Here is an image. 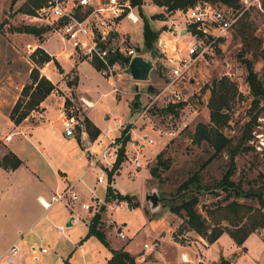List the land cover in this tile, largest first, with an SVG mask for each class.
<instances>
[{"label":"rangeland","instance_id":"obj_1","mask_svg":"<svg viewBox=\"0 0 264 264\" xmlns=\"http://www.w3.org/2000/svg\"><path fill=\"white\" fill-rule=\"evenodd\" d=\"M26 1L17 0L15 5L11 6V0H0V101L3 99L5 101L0 109V211L2 214L0 215V222H5L6 227L16 222V218L20 215L25 205H30L29 200L31 198L27 197L30 195L28 190L24 198L18 197L15 192L20 187L22 189L28 188L31 190L30 192L34 188L32 185L29 188L26 181L18 179L17 173L12 174L15 172L14 170H6L2 167V159L11 153L10 147L6 145L8 142L5 141L7 135L4 138L2 135L13 130V128L9 127L5 110L6 105L8 103L11 104L16 99V102L19 99L22 101L20 111L24 110L36 86L32 77L30 79L34 72L37 76V82L41 79L49 81L54 87L52 92L55 90L58 95L64 96V107L73 106L78 109L79 115L81 113V116H78L80 123L83 124L85 118L96 123V128L100 134L97 141L98 145L93 149L94 152L92 151L95 154H100L106 146L117 152L121 142L118 143L116 140L119 137H122V140L126 137L127 134L124 135L122 132L127 127L128 119L129 122H136L134 125H128L131 127L129 129V140L125 144L123 160L112 176V180L110 182L108 180L107 173L111 169L109 168V170L105 171L104 182L96 184L99 172L98 170H91L85 173L75 190L80 195V201L77 206L82 202H90L92 197L101 198L109 185L118 192H113V195L129 197L126 202L111 198L101 201L96 199L86 203L92 207L88 213L89 218L101 213L100 227L107 238H109L108 244L113 249L127 244L126 250L134 255L144 256L146 261H151L154 260V249L159 246L157 239L168 236L167 238L179 242L187 241L188 237L187 239L178 237L181 235L188 236V233L191 232L184 227L179 217L169 214L168 216L172 218L163 221L165 223L168 222V226L174 228V231L170 232V234L164 230V227L154 228V224L163 215L169 213L168 203L177 201V189L189 177L195 173L199 174L202 184L205 187L212 188L221 180L227 169L228 156L225 153L217 156L205 168L201 169L202 165L211 157L213 150L206 143L196 145L191 141V136L196 126L209 123L207 102L210 96V83L215 78L229 77L237 86L240 95L229 112L230 120L223 132L236 141L246 129L251 130L248 136L250 141L247 144L250 149L248 152L241 153L236 157V171L232 180L235 183L240 182L244 189L255 187L262 183L264 178V111L260 109L261 105L255 110L251 108L252 98L246 84V70L240 59V54H242L243 50L240 32L251 35L249 46H252L253 49L257 41L261 42V46L257 47V50H252V54L251 52L246 54L245 58L253 60L254 70L264 80V0H262L263 12L254 9L245 12L224 37L216 40L211 53L205 55L203 59L192 67L189 76L192 85H189L184 90L188 101L184 106L172 112L169 110L165 112L166 109L159 111V103L163 102H155L148 110H146V107L151 105L150 97H155L165 81H167L170 70V65L165 58V55L167 57H170V55L165 53V45L164 43L160 44V41L164 39L168 43L173 42L177 38L181 42L180 51H183V44L186 42L183 39L186 36L184 27L182 28L184 32L180 33L179 36L177 34L173 36L169 34L165 37L161 34L163 30L167 32V27L171 22L179 25V29L184 26L180 13L166 14L167 18H165V21L168 23L164 24V21L153 19V16L164 13L166 9L156 7L149 0H145L143 14L152 28L161 32L158 41L154 44L155 48L151 52H147L142 48L143 38L139 32V29L143 26L142 20L137 25H132L126 21L122 22L119 32L120 34H125L124 37H126V40H124L125 38L121 39L123 40V45L132 47L139 51L138 53L149 57L154 67L148 82H134L128 76H123L122 70L118 68L114 82L115 87L121 93L115 95V93L111 92L112 87L106 80L96 73L90 63L82 59L76 58L73 61L74 68H68V70H65V66H62L64 64L61 65L54 58L57 65L52 61L43 65L32 62L31 54L39 48L40 44V49L45 51V53L48 51L54 55L62 49L69 50L70 48L47 31L40 37L15 32V28L27 25L24 16L31 14L19 12V9ZM210 4L219 10H226L227 8V6L219 2ZM240 7L239 3H237V7L232 8L233 12L239 11ZM36 45L38 46L35 50L29 52ZM170 48L173 53L177 54L175 43ZM253 55L256 56L254 57ZM39 57L40 55H37L36 59H39ZM80 62L82 63L78 67L79 92L83 97L77 92L78 77L75 70ZM61 70L63 72L59 73ZM23 90L25 91L23 92ZM82 99L88 102L91 101L94 106L83 111L84 102ZM135 102L138 103V106L135 109H131V105ZM40 113L39 107H34L20 123L22 124L21 128L12 131L8 135H13V138L16 137L18 141L28 142L26 133L32 132L35 125L38 124V120L40 121V119L44 118L39 117ZM256 113L259 115L257 121L255 123L251 122L246 127L250 117ZM118 120L122 122V126L117 132L112 131L117 130L115 125ZM145 127H148V129L142 131ZM107 131H112V133L107 134ZM76 133L78 134L80 149L83 150L84 147L79 139V129H77ZM135 134L146 135L152 141V145L145 142L147 145L140 149V143L138 142L135 145L132 141ZM111 138L112 140H110ZM89 140L91 143L94 141L90 137ZM111 141L113 143L110 144ZM29 147L32 146L30 145ZM137 149H139V154L137 155L138 163L142 165V169H137L129 163V161L133 160ZM160 152H162L161 161L164 162L167 168L160 170L158 177L151 176L150 179L148 171L144 170L143 165L148 163V170L155 168L157 166L156 157ZM109 159L110 155L101 162V165L105 167L104 163ZM115 161L112 162V165ZM46 171L50 173L49 169H46ZM83 171V168L79 169L78 175ZM77 176L74 178L76 179ZM66 179L63 178L66 183L65 186H67ZM151 193H156L159 198L166 200L161 202L159 207H151L146 201L147 194ZM223 197L224 194H220L216 198L211 193L199 196L198 210L204 214L202 212L204 206L215 203ZM240 201L248 202L245 200ZM108 203L113 205V209L121 203L123 210L115 212L108 208ZM129 204L134 207L131 211L128 210ZM58 207L61 206L59 205ZM66 213H68V210ZM85 229L86 226L80 224L74 231L84 238L86 237ZM119 231H122L126 236V240L123 242L115 237ZM253 240L246 246L248 247V261L255 264H264V258H261L262 255L259 256L258 248L256 244L253 245ZM225 243L227 244V242H221L224 246ZM6 244V242H2L0 248H4ZM143 244L149 245L152 250H143ZM83 246L85 247V254L82 256L76 253L72 257L73 264H104L106 258L109 257L106 247L95 237L86 238L83 241ZM156 264L161 263L158 261Z\"/></svg>","mask_w":264,"mask_h":264},{"label":"trees","instance_id":"obj_2","mask_svg":"<svg viewBox=\"0 0 264 264\" xmlns=\"http://www.w3.org/2000/svg\"><path fill=\"white\" fill-rule=\"evenodd\" d=\"M130 4L137 9L138 15L143 22L142 26V38L143 46L147 52L154 50V44L159 39L160 31L152 28L151 24L148 22L143 14V6L145 0H129ZM152 5L156 7L165 8L166 11L161 14L153 16V19L159 21H165L166 14H172L177 11L185 12L189 8L196 5L198 2H208L214 3L219 2L229 8L237 7L239 0H149ZM17 0H11V6L15 5ZM42 0H27L26 3L19 9L22 13H32L33 9L40 5ZM33 8V9H32ZM17 33L30 34L35 37H40L45 29L36 28L32 26L17 27L14 29ZM243 50L240 54V59L246 70V84L249 88V93L252 98L251 108L255 110L259 108L264 111V80L258 76V73L254 70V63L251 59H246L245 55L252 50H257L261 46V42L257 41L255 48L249 46L251 35L247 33H241ZM254 40V39H253ZM258 47V48H257ZM140 50V49H138ZM139 52V51H138ZM40 55L39 59L36 56ZM254 57L256 55H253ZM31 60L34 64H46L50 61H56L45 53L40 48H37L31 54ZM119 61L121 64H127L129 61L119 55H113L111 62ZM92 66L99 71L100 65L96 61L92 63ZM36 84L33 93L30 96V100L26 103L24 110L20 111L22 101L19 99L13 106L9 119L14 125L20 124L33 110L34 107H38L45 98L54 89L53 85L45 80L41 79L37 82V76H30V79ZM25 90H23L24 92ZM210 96L207 102V108L209 110V123L208 124H198L191 136V141L199 145L201 143H206L212 150L213 153L211 157L202 165L201 169L205 168L214 158L225 153L228 156L227 169L224 172L221 180L212 188L205 187L199 174H194L184 181L177 189V201L169 202V211L175 214L177 217L181 218L182 223L186 229L200 236L209 244L216 242L220 236L226 233L236 244L237 247H242L247 238L257 232L264 229V178L262 183L256 185L255 187H250L244 189L242 184L235 183L232 180L235 174V159L236 157L244 152H248L250 147L247 145L250 141L251 130L246 129L242 136L236 141L228 137L223 129L227 126L230 115L229 112L234 106L237 97H239L238 88L233 83L229 77L222 76L220 78H215L211 81ZM138 103L135 102L131 105V109H135ZM183 105L169 106L166 111H175L177 108H181ZM161 112V109H159ZM259 115L250 117L246 127L249 126L251 122L255 123ZM83 125L88 136L95 140L99 136L98 129L89 121L87 118L84 119ZM131 127L127 126L122 133L126 137L122 140L119 137L116 141L120 143L119 148L116 152V161L114 162L112 168L108 171V180H112V176L118 170L120 163L124 157L125 144L129 140L128 131ZM115 141V142H116ZM162 152H160L156 157L157 166L150 169V175L152 177H158V172L160 170H165L167 166L161 161ZM21 165V161L12 153H9L2 159V167L6 170H16ZM213 194L216 198L220 194H224V197L211 203L208 206L202 208V214L198 210L199 196L203 194ZM111 198L120 199L121 201H128L129 197H122L121 195H113L112 187L109 185L106 191V200ZM240 200L248 201L241 202ZM132 207L131 204H129ZM103 211V208H102ZM101 213H97L91 219V223L88 227V232L86 238L95 237L101 244L106 247L110 253L111 257L107 260L106 264H138L134 256L129 252L120 248L118 250H112L106 240L104 231L101 229L100 225ZM98 225V227H97ZM218 264H231L226 259H221Z\"/></svg>","mask_w":264,"mask_h":264},{"label":"crops","instance_id":"obj_3","mask_svg":"<svg viewBox=\"0 0 264 264\" xmlns=\"http://www.w3.org/2000/svg\"><path fill=\"white\" fill-rule=\"evenodd\" d=\"M179 12L180 11H177L176 13ZM167 23H168L167 21H164V24ZM139 32L140 34L142 33V27L139 29ZM161 34H163L165 37L169 35L167 32H165V30H163ZM183 39L186 40V36ZM162 43H164L165 45L164 50L166 49L165 53L167 54L169 51L171 53L173 52L170 46L174 45V43L176 48H179L181 46V42L177 40V38H175L173 42H168V43H166V41L162 39L160 41V44ZM40 45L39 48H41ZM37 46L38 45L32 47V49L29 52H33ZM44 50L46 49L44 48ZM47 53L50 55L51 58H54L57 62H60L61 65L64 64L62 66H65V70H68V68L70 69L74 68V64H73L74 59L68 57V55L71 53V50H67V49H64V51L60 50L55 55L51 54L48 51ZM82 62H80L78 66L75 68L76 76L78 77L77 92H79L80 89L78 67ZM92 68L96 71L97 74H99L102 77V75L94 67ZM122 75L125 76L124 74ZM102 78L106 80V82L110 85V87H112L111 90L112 93H115V95H117V93H121V91L115 87L114 79L107 80L104 77ZM114 88H116L117 91H114L113 90ZM53 92L49 94L45 98V100L38 106L42 113V114L40 113L39 117L40 118L44 117V118L40 119V121L38 120V124L35 125L34 130L32 132L29 131L26 133L28 137L27 138L28 142L18 141L16 137L14 138L12 137L10 141H6L8 142L6 145L10 147L11 153H13L21 161V165L16 170H14L15 172L12 174L17 173L16 176L18 179L26 181L28 183V187L31 188L30 185H32L34 189H32V192H30L31 190H29L28 188L22 189L20 187L18 188L17 192H15L18 197L21 196V198H24L26 197L25 196L26 191L28 190L29 192L28 194L30 195L27 197L31 198V200H29L30 205L27 206L25 205L24 209L20 212V215L16 218V222L14 224L6 227L5 222L3 223L0 222V244L2 242L7 243L4 246V248H0V255L3 254L5 251H7V249L18 239L22 240L25 247L43 246L48 249V252L42 255L38 261L32 260L24 251L20 255L14 257L11 264H73L74 261L72 257L76 253L82 256L83 254H85V247L83 246V241L85 240L84 239L85 237L83 238L82 235H78L74 231L80 224L83 225V223H80L76 227H72L70 225V212L66 207H64L63 204H57L54 207H52L49 211L45 212L42 209V207L39 205L38 199L40 198L49 201L57 190L60 191L65 187L66 183L63 180V178H67L66 182H70L71 184H73L74 190H76L79 181L85 175L86 172L91 170H98L96 168H92L90 163L94 159L99 157L105 151V149H107L108 146H106L100 154L93 153L94 152L93 149L98 145L97 141L99 140V136L96 138V140L92 141L91 143L84 125L83 127L85 131L82 134L79 132V139L81 140L82 145L84 147L83 150L80 149V146L78 144L77 133L75 139L66 138L62 132V128L60 126V120H59L60 112L62 111V108L64 106L65 99L64 96L58 95L56 91L55 92L57 95L54 94L55 92L54 93ZM79 94L81 95L80 92ZM117 99L120 100L118 97ZM16 100L11 104L8 103L6 105V110H5L6 111L5 116L9 123V127L11 129L13 128L12 131L18 130L19 128H21L20 126L22 125L20 124L19 126H14V124L9 119L10 111L14 106ZM4 103H5L4 99L0 101V109L2 108ZM93 106L94 104L92 103V107ZM86 110L87 109H84L83 111ZM119 121L120 120H118V122ZM91 123L95 127H97L96 123L92 121ZM146 129H148V127L143 128L142 131H145ZM12 131L3 134L2 135L3 138L9 133H12ZM112 131L117 132L118 129ZM112 131H107L106 133L110 134L112 133ZM139 137L142 136L135 134L132 138V141L135 145H137L139 142L140 143L139 148L142 149L147 144H149L148 140L150 139H148L147 136H146L147 138L145 139H139ZM110 140H112V138ZM111 143H113V141H111L110 144ZM30 145L32 147H29ZM149 145H152V143ZM138 154H139V149L136 150L133 160L129 161V163L134 165L137 169H142V165L138 163V158H137ZM108 161L111 160L109 159ZM147 165L148 163H145L143 165V168L144 170L148 171L149 177L151 179L150 170H148ZM82 168L84 169V171L79 173L78 175V170ZM46 169H49L50 173H47ZM76 176L77 178L75 179L74 177ZM96 184H102V183H98L96 179ZM113 189L114 188L112 187V190ZM115 191L116 190L114 189L113 192ZM96 199H98L99 201L106 199V192L101 198L92 197L90 202ZM79 201H80V195H79ZM90 202H82V203H90ZM59 205L61 207H58ZM112 206L113 205L108 203L109 209L113 210ZM115 208H118V211L119 210L122 211L123 205L120 203ZM75 209L79 213L82 220L86 221L89 218L88 213L86 211L80 210V208L77 205ZM131 209L128 208V210L130 211ZM67 210L68 213H66ZM67 214H69V216H67ZM169 214L172 213H170L169 211V213L163 215L161 219H158L159 221L156 224H154V228L164 227V230L167 233L170 234V232H173L174 228L168 226V222H166L167 224L163 222L165 219L170 220L172 218L168 216ZM0 215H2L1 211H0ZM172 215L174 217H177L174 214ZM2 219H6V218H2ZM61 226L64 227L65 229L63 232L59 233L57 228ZM84 226H86L85 230L87 234L88 225L84 224ZM115 237L118 238L121 242L126 240V236L123 240H121L118 237V232L116 233ZM167 237L168 236L162 239H157L159 246L156 249H154V257H153L154 260L151 261H146L144 260V256L134 255L128 250H126L127 244L125 245L123 244L120 248H124V250H126L132 256H134L138 264H156L158 261L161 264H182L180 260L181 254H186L188 258L191 260V264H197L198 261L200 260H202V264H218L221 259H226L231 264H255L254 262L248 261V257H247L248 247L246 246L249 244L251 240L256 238L253 240V245L256 244L258 248L257 250L259 252V256L262 255L261 258H264V229L261 230L260 233L256 232L251 234L247 238V240L242 245V247L245 248V251H242V248L237 247L236 244L233 242V240L226 233L222 234L220 238L212 244H209L208 242H206V240H204L203 238L192 232L188 233V236L187 235L178 236L181 239H187L188 237L187 241L185 242H179ZM108 239L109 238H107L106 236L107 242ZM223 241L227 242V244L225 243V246L221 244V242ZM144 245L147 244H143V250H145ZM109 247L112 250L120 249V248L113 249L111 248L110 245ZM150 250L152 249L148 245L147 251ZM108 252H109V257L106 258L104 264H106L107 260L111 257V253L109 250ZM200 255H202V257ZM0 264H4L2 260H0Z\"/></svg>","mask_w":264,"mask_h":264},{"label":"built area","instance_id":"obj_4","mask_svg":"<svg viewBox=\"0 0 264 264\" xmlns=\"http://www.w3.org/2000/svg\"><path fill=\"white\" fill-rule=\"evenodd\" d=\"M241 6L239 11L233 12L232 8L219 10L208 2H198L185 12H179L183 18L184 26L180 27L174 22L167 27V33L179 36L180 32H186V42L183 44V51L176 48V53L165 55L170 70L168 79L159 89L155 97H150L148 110L155 102L159 103V109L165 110L169 106L183 105L188 101L184 90L189 85L192 67L205 55L211 53L213 44L220 37H224L237 23L239 18L245 13L254 9L263 12L262 0H239ZM26 26L43 28L50 35L58 38L62 44L67 45L71 50L68 55L71 59H82L91 65L94 61L99 63L98 71L107 80H113L116 70H123L127 64L119 61L111 62L113 55H119L130 61L133 57L140 55L136 49L123 45L125 34H120L119 29L123 21H128L132 25H137L141 19L137 9L130 4L129 0H42L39 6L33 9L30 15H25ZM184 27V29H182ZM122 41V42H121ZM62 51H64L62 49ZM180 55V56H178ZM50 56V55H49ZM117 91L116 88L113 89ZM84 109L92 107V103L82 99ZM83 109V110H84ZM178 109V108H177ZM78 109L73 106L62 108L60 112V126L64 136L68 139H75L77 129L82 134L85 130L83 124L78 120ZM128 122V121H127ZM134 125L136 122H129ZM122 126V122H117L116 129ZM128 126V125H127ZM129 134V131H128ZM13 135H7L5 141H10ZM146 136L139 137L145 139ZM151 144L152 141L148 140ZM108 147L90 165L99 170L97 177L98 183L104 182L105 171L112 168V162L116 159V152ZM110 155L111 161H105V167L101 162ZM39 205L46 212L57 204H63L70 212V225L76 227L80 223L89 225L91 217L86 221L82 220L75 207L79 203V195L74 190V185L67 182L62 190H57L49 201L38 199ZM80 210L89 213L91 206L80 203ZM113 210L118 211V208ZM64 227H58L59 233L64 231ZM118 237L123 240L125 235L122 231L118 232ZM148 249V245H144ZM25 253L34 261H38L42 255L48 252L43 246L25 247L21 239L15 241L3 254L0 260L4 264H11L14 257ZM202 257V255H200ZM182 264H191V260L186 254L180 255ZM202 264V260L197 264Z\"/></svg>","mask_w":264,"mask_h":264},{"label":"water","instance_id":"obj_5","mask_svg":"<svg viewBox=\"0 0 264 264\" xmlns=\"http://www.w3.org/2000/svg\"><path fill=\"white\" fill-rule=\"evenodd\" d=\"M153 62L146 55H137L133 57L127 67L123 70V74L128 76L134 82H148L150 79V73L153 70ZM61 70L59 73H62ZM129 119L127 125H129ZM164 198H159L156 193L147 194L146 201L151 205V207H159L160 203L163 202ZM131 209V206H128ZM260 233V231H257Z\"/></svg>","mask_w":264,"mask_h":264},{"label":"bare ground","instance_id":"obj_6","mask_svg":"<svg viewBox=\"0 0 264 264\" xmlns=\"http://www.w3.org/2000/svg\"><path fill=\"white\" fill-rule=\"evenodd\" d=\"M88 104H89V102H88Z\"/></svg>","mask_w":264,"mask_h":264}]
</instances>
